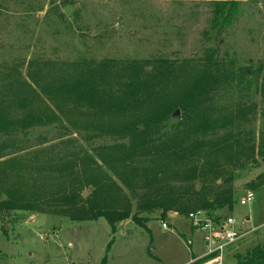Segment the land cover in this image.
Returning a JSON list of instances; mask_svg holds the SVG:
<instances>
[{
  "label": "trees",
  "instance_id": "obj_1",
  "mask_svg": "<svg viewBox=\"0 0 264 264\" xmlns=\"http://www.w3.org/2000/svg\"><path fill=\"white\" fill-rule=\"evenodd\" d=\"M241 1L212 0L211 29L231 25ZM26 2L0 0V13H18V8L25 14ZM57 14L63 20L64 14ZM29 65L35 68L28 69V81L8 82L0 100V160L10 149L13 154L0 161V217L18 211L72 222L104 219L112 232L116 224L130 220L147 231L146 223L155 212L167 219L170 214L187 217L202 211L218 222L222 219L215 213L231 209L232 174L242 160L254 156L257 146L252 136L232 139V130H227L245 121L250 107L228 113L206 107L219 83L216 68L205 75V70L177 69L169 61L110 59ZM260 71L264 96V66ZM177 110L181 115L175 118ZM15 114L17 118L11 119ZM172 117L177 122L171 133L158 134ZM49 125H57L64 134L46 148L73 146L76 141L65 138L80 131L90 133V138L121 142L94 148L92 154L58 149L47 158L51 155L47 149L45 158L42 150L26 155L29 141L24 135ZM88 189L91 192L83 197ZM235 260L264 264V247L256 246ZM101 264H106V257Z\"/></svg>",
  "mask_w": 264,
  "mask_h": 264
},
{
  "label": "rangeland",
  "instance_id": "obj_2",
  "mask_svg": "<svg viewBox=\"0 0 264 264\" xmlns=\"http://www.w3.org/2000/svg\"><path fill=\"white\" fill-rule=\"evenodd\" d=\"M26 6L25 14L18 8V13H0V100L5 98L8 82L15 78L28 81V69L35 68L30 63L169 61L177 69L205 70V75L213 68L218 70L219 83L206 107L223 113L250 107L246 120L227 130H232V139L252 136L257 146L254 156L242 160L232 174L231 209L215 213L221 219H233L236 231L245 234L225 250L223 264H235L237 255L243 257L256 246L264 247V150H260L264 96L258 72L264 66V0H242L238 17L219 30L211 29L212 0H27ZM56 10L64 14L63 20ZM175 118L158 134L171 133ZM63 134L57 125L31 129L24 135L29 141L24 153L30 156L42 150L40 155L45 158V150L50 149V158L58 149H76L92 154L94 148L121 142L105 136L90 138V133L80 131L65 138L75 140L73 146L46 148ZM17 139L22 140V135ZM10 153L11 149L0 161ZM200 186L197 183L196 190ZM84 192L86 197L91 189ZM247 193L254 198L241 206ZM170 215L160 219L158 212L152 213L147 231L126 220L112 232L104 219L72 222L35 212L4 213L0 217V264H101L105 257L106 264H189L200 259L206 252L204 234L193 229L190 214Z\"/></svg>",
  "mask_w": 264,
  "mask_h": 264
},
{
  "label": "built area",
  "instance_id": "obj_3",
  "mask_svg": "<svg viewBox=\"0 0 264 264\" xmlns=\"http://www.w3.org/2000/svg\"><path fill=\"white\" fill-rule=\"evenodd\" d=\"M254 198L253 193H247L241 200L240 205L249 204ZM188 220L194 230H200L204 234L205 253L200 259H207L203 264H223V255L227 248L239 242L245 234L236 231V223L231 218H225L214 222L202 211L191 213ZM167 229L166 224L161 225ZM190 245V244H189ZM191 261L189 264L193 263Z\"/></svg>",
  "mask_w": 264,
  "mask_h": 264
},
{
  "label": "water",
  "instance_id": "obj_4",
  "mask_svg": "<svg viewBox=\"0 0 264 264\" xmlns=\"http://www.w3.org/2000/svg\"><path fill=\"white\" fill-rule=\"evenodd\" d=\"M178 111H176L175 113H174V116L175 117H177L178 116ZM84 195H86V192H84ZM176 217V215H170V218H175Z\"/></svg>",
  "mask_w": 264,
  "mask_h": 264
},
{
  "label": "crops",
  "instance_id": "obj_5",
  "mask_svg": "<svg viewBox=\"0 0 264 264\" xmlns=\"http://www.w3.org/2000/svg\"><path fill=\"white\" fill-rule=\"evenodd\" d=\"M196 260V259H195ZM191 261H193V260H191Z\"/></svg>",
  "mask_w": 264,
  "mask_h": 264
}]
</instances>
